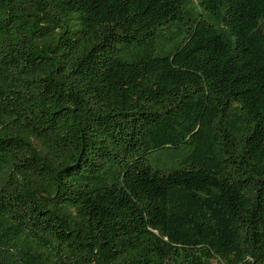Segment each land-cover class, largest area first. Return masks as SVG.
I'll list each match as a JSON object with an SVG mask.
<instances>
[{
  "label": "trees",
  "instance_id": "trees-1",
  "mask_svg": "<svg viewBox=\"0 0 264 264\" xmlns=\"http://www.w3.org/2000/svg\"><path fill=\"white\" fill-rule=\"evenodd\" d=\"M0 264H264V0H0Z\"/></svg>",
  "mask_w": 264,
  "mask_h": 264
},
{
  "label": "rangeland",
  "instance_id": "rangeland-1",
  "mask_svg": "<svg viewBox=\"0 0 264 264\" xmlns=\"http://www.w3.org/2000/svg\"><path fill=\"white\" fill-rule=\"evenodd\" d=\"M180 41V38L176 37L174 40H164V41H157V44L155 43V46H158L159 44H162L166 46L165 50H160L159 48L156 49L155 54L157 56H164L166 53H168L171 48L178 44ZM144 48L136 47L131 50V53L127 54L126 57L129 58L131 61L135 60L136 56L143 52ZM179 163V161L172 162L169 166L170 167H176V165Z\"/></svg>",
  "mask_w": 264,
  "mask_h": 264
}]
</instances>
